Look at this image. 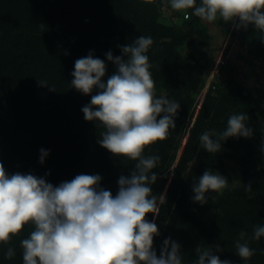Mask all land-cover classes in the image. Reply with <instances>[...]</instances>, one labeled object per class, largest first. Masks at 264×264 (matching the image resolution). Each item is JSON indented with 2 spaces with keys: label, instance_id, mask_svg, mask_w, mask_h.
I'll return each instance as SVG.
<instances>
[{
  "label": "trees",
  "instance_id": "trees-1",
  "mask_svg": "<svg viewBox=\"0 0 264 264\" xmlns=\"http://www.w3.org/2000/svg\"><path fill=\"white\" fill-rule=\"evenodd\" d=\"M162 3L0 0V163L9 175L33 174L53 186L79 174H98L102 178L100 186L115 196L120 176H129L137 161L116 157L98 143L105 129L99 122L86 121L82 112L98 90L90 95L77 91L71 87V73L77 59L92 55L105 62L102 80L106 82L116 71L106 53L122 56L121 47L141 35L150 36L154 43L146 54L155 87L169 91L180 104L174 118L176 127L169 130L168 138L146 147L143 153L145 157H160L152 170L158 179L151 185L159 215L146 217L159 228L154 249L159 256L163 241L170 238L181 246L182 264H195L197 246L219 243L222 251L214 254L221 260L264 264V237L258 241L248 239L255 226H264V169L257 170L258 163L264 165V117L259 116H264L263 96L233 83L220 91V85V97L212 96L210 88L196 114L191 92L203 87L212 59L207 55L183 57L177 48L197 37L205 42L209 39L207 28L196 16L192 21L185 20L189 29L182 34L174 27L163 26L158 22ZM245 34L251 51L263 57L264 32L250 25ZM240 113L249 117L246 124L253 129L251 138H229L216 154L202 148L199 137L205 129L223 131L228 118ZM188 118L190 125L185 132ZM180 135L183 140L187 136L175 163L176 156L170 151H174ZM41 149L49 153L43 164ZM223 156H232L233 163H226ZM205 170L218 172L228 180L216 204L213 192L207 194L208 203L204 205L192 199L193 183ZM160 177L163 179L159 185ZM249 183L253 190L246 193L245 185ZM33 230L31 224L26 225L8 244H0V264H23L20 242ZM241 231L247 233L241 243L247 242L256 253L247 261L236 254L235 243ZM9 247L15 255L6 259Z\"/></svg>",
  "mask_w": 264,
  "mask_h": 264
},
{
  "label": "clouds",
  "instance_id": "clouds-1",
  "mask_svg": "<svg viewBox=\"0 0 264 264\" xmlns=\"http://www.w3.org/2000/svg\"><path fill=\"white\" fill-rule=\"evenodd\" d=\"M169 4L186 17L192 10V15L207 23L222 19L237 29L251 25L264 32V0H200L199 4L197 0H169ZM153 43L150 36L141 35L121 47L122 56L106 53L116 66L106 82L102 80L105 62L92 55L77 59L71 73V87L77 91L90 95L98 90L82 108L86 121L99 122L105 129L98 143L116 157L137 161L129 176H120L115 196L100 186L98 174H79L53 186L33 174L9 175L0 163V244H8L26 225L34 228L20 242L23 264H182L181 246L170 238L163 241L157 255L154 237L160 234L159 228L146 218L159 215L151 185L158 179L152 170L160 157L143 153L146 147L168 138L180 109L175 100L156 95L146 54ZM248 120L244 113L231 115L225 130L205 131L199 137L202 148L216 154L229 138H251ZM48 154L40 150L41 164ZM227 187L226 177L205 170L193 183L192 199L204 205L209 192L222 194ZM252 190L251 183L245 185L246 193ZM215 199L213 196V202ZM246 236L241 231L235 243L236 254L244 261L256 254L247 242L241 243ZM261 237L264 226L257 225L248 239L258 241ZM220 251L219 243L197 246L195 264H232L214 254ZM14 255L9 247L5 258Z\"/></svg>",
  "mask_w": 264,
  "mask_h": 264
},
{
  "label": "rangeland",
  "instance_id": "rangeland-1",
  "mask_svg": "<svg viewBox=\"0 0 264 264\" xmlns=\"http://www.w3.org/2000/svg\"><path fill=\"white\" fill-rule=\"evenodd\" d=\"M145 1L152 3L154 6L158 2L162 1L163 3L159 11L158 22L166 27H174V30L180 32L181 34L185 33L187 31L186 29H189L185 20L192 21L195 18V16L191 14L192 10H188V14L190 15L189 17L188 15L186 17L182 12L172 10L169 0ZM201 24L207 28V35L209 36V39L204 42V39L197 37V40H194V42L190 43L186 41V43L182 44L181 47L177 48V52L183 57L192 55L196 58H202V56L207 55L210 60L212 59L209 63V69H207L208 71L204 77L203 87L191 92V97L194 99L195 105H197L196 114L199 113L202 101L209 92L210 88H212V96L220 97V92H218L217 89L220 88L221 85L220 91H223L229 83H233V85L243 88L245 91L250 92L255 96H263L262 101L264 102V56L256 57V55L248 47L245 34L248 28L237 29L234 26V23H225L222 19H218L212 23H207L201 20ZM165 40L167 41L169 39L166 38ZM190 62L194 63L195 59L191 58ZM155 90L158 97L164 96L173 100L169 91L159 89L157 87H155ZM259 116H262V118L264 117L263 114H260ZM194 120L195 118L193 119V122ZM187 121V126L184 129L185 132L188 131L187 127L190 125L189 118ZM209 122L210 119H208L206 125H208ZM182 136L180 135L178 138L176 137L174 142V151H170V154H174L176 156V159L174 160L175 163L184 150V140L187 135L184 136V140L182 139ZM223 158L226 163H233L232 156H223ZM263 169L264 165L262 163H258L257 170L261 171ZM161 179L163 178H159V185L161 183ZM238 186L239 183L237 187ZM224 190L222 194L214 193L213 196H215L216 199L213 203H217V199L219 196L221 197L224 194Z\"/></svg>",
  "mask_w": 264,
  "mask_h": 264
}]
</instances>
